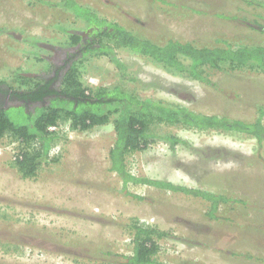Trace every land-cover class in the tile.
Segmentation results:
<instances>
[{
    "label": "rangeland",
    "instance_id": "obj_1",
    "mask_svg": "<svg viewBox=\"0 0 264 264\" xmlns=\"http://www.w3.org/2000/svg\"><path fill=\"white\" fill-rule=\"evenodd\" d=\"M63 1L0 0V83L16 87L15 74L50 79L47 64L59 52H71L69 36L82 24ZM74 1L154 44L264 45V0ZM113 54L127 78L120 79L109 56L90 58L81 69L87 91L123 84L140 98L246 123H254L264 107L259 69H206L207 82H200L123 49ZM11 115L25 122L21 111ZM161 129L189 146L171 149L156 141L127 155L130 176L227 195L245 205H222L220 220H210L199 198L124 186L109 161L112 124L79 132L61 122L50 128L49 159L32 178H22L14 165L22 147L9 136L0 140V264H124L133 253L135 221L165 233L156 241L160 263L264 264V144L259 148L233 132Z\"/></svg>",
    "mask_w": 264,
    "mask_h": 264
},
{
    "label": "trees",
    "instance_id": "obj_2",
    "mask_svg": "<svg viewBox=\"0 0 264 264\" xmlns=\"http://www.w3.org/2000/svg\"><path fill=\"white\" fill-rule=\"evenodd\" d=\"M152 1L169 4L167 0ZM63 5L80 20L82 31L69 36V47L72 49L66 57L71 63L63 75L59 91L51 86L52 80L47 81L37 75L15 74L13 83L16 87L9 86L11 90L21 91L20 97L26 101L45 100L47 104L32 110L24 107L0 109V140L9 136L22 147L14 164L21 177H34L41 164L48 161L53 138L50 128L62 122L68 124L69 130L82 132L111 123L115 140L109 150V161L111 170L119 175L124 186L127 183L147 185L199 198L207 204L205 214L210 220H220L217 214L222 205H245L244 201L227 195L130 176L125 171L124 161L127 155L142 151L156 141L169 144L171 149L178 145L189 146L176 135L164 132L161 129L164 127L239 133L254 140L260 148L264 144V125L261 122L264 107H258L259 117L254 123L204 116L176 104L140 98L134 90L126 89L123 84L95 87L87 91L81 80V69L90 58L109 56L120 69L119 76L123 81L127 78L124 67L113 59V53L123 49L161 64L169 71L207 82L206 69L222 70L228 67L231 71L259 69L264 72V45L232 48L220 42L217 46L197 47L172 39L159 45L138 38L124 27L100 19L74 0H64ZM217 16L227 17L222 14ZM36 50L37 53L43 51L38 46ZM47 67L51 69L53 65L47 64ZM15 110L21 111L24 123L18 124L12 117L11 113ZM131 229L134 230V248L124 264H163L154 257L156 241L162 239L165 233L137 221Z\"/></svg>",
    "mask_w": 264,
    "mask_h": 264
},
{
    "label": "flooded vegetation",
    "instance_id": "obj_3",
    "mask_svg": "<svg viewBox=\"0 0 264 264\" xmlns=\"http://www.w3.org/2000/svg\"><path fill=\"white\" fill-rule=\"evenodd\" d=\"M66 56H67V53H64L62 55L59 52L58 56L55 57L53 68L50 70V79L43 77L47 81L49 80L53 81L51 86H53L55 90H58L61 84L63 75L65 74V71L68 65L71 63L70 60L67 61ZM20 92L21 91L11 90L8 85L0 84V109L4 110V109L11 108V107H14V108L24 107L26 110L28 109L32 110L34 107L47 104L45 100L42 102H31L29 100L26 101L20 97L21 95Z\"/></svg>",
    "mask_w": 264,
    "mask_h": 264
}]
</instances>
